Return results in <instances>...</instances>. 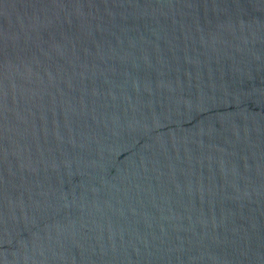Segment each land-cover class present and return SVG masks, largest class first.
<instances>
[{"label": "water", "instance_id": "water-1", "mask_svg": "<svg viewBox=\"0 0 264 264\" xmlns=\"http://www.w3.org/2000/svg\"><path fill=\"white\" fill-rule=\"evenodd\" d=\"M0 264H264V0H0Z\"/></svg>", "mask_w": 264, "mask_h": 264}]
</instances>
